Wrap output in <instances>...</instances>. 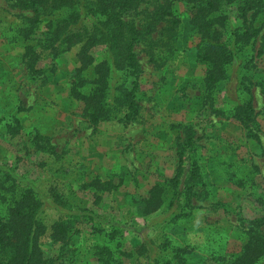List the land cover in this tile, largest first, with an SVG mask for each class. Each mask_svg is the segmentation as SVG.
Listing matches in <instances>:
<instances>
[{"label": "rangeland", "instance_id": "obj_1", "mask_svg": "<svg viewBox=\"0 0 264 264\" xmlns=\"http://www.w3.org/2000/svg\"><path fill=\"white\" fill-rule=\"evenodd\" d=\"M187 1L171 0L180 20L171 54L163 51L153 61L155 51L143 44L135 49L141 69L138 121L124 125L117 115L93 126L70 96L78 49L39 62L42 74L29 72L23 56L32 43L19 30L32 13L0 0V166L17 187L32 188L43 202L40 217L48 232L41 245L56 264H229L246 241V222L264 217V0L250 13V23L261 29L257 44L237 56L233 69L235 77L254 84L249 129L233 119L235 99L227 98L223 84L212 98L203 91L205 67L196 59L199 37ZM235 7L228 6L231 24L240 27ZM141 8L151 10L152 4L143 0ZM91 53L97 61L105 58L101 47ZM15 120L22 130L11 137ZM185 128L195 133L206 200L174 220L161 214L169 210L167 190L161 213L147 216L143 201L152 187L174 177ZM37 135L48 139L55 155L35 147ZM96 179L116 190L96 194L87 187ZM5 216L0 205V218ZM57 223L71 230L66 244L50 238Z\"/></svg>", "mask_w": 264, "mask_h": 264}, {"label": "trees", "instance_id": "obj_2", "mask_svg": "<svg viewBox=\"0 0 264 264\" xmlns=\"http://www.w3.org/2000/svg\"><path fill=\"white\" fill-rule=\"evenodd\" d=\"M7 1L19 11L32 13L19 30L20 36L32 43L25 46L23 56L29 72L42 74L37 69L39 62L51 57L55 60L60 53L77 48L78 67L71 76L70 96L81 103L84 119L93 126L111 121L117 115L124 125L138 121L141 69L135 49L140 44L146 45L151 53H156L150 54L153 61H157V55L163 51L173 52L180 20L172 9L171 0H148L151 10L141 8L143 0ZM187 2L193 11L190 25L199 37L196 59L205 67L203 91L207 99L212 98L223 84L227 98L235 99L233 119L249 129L255 118L254 84L246 77H235L233 69L237 56L257 44L261 29L250 23V13L262 3L260 0ZM230 5L236 6L237 18L242 22L240 27L231 24ZM46 20L45 31L36 38ZM262 39L259 55L264 54V37ZM97 47L105 52V58L100 61L91 53ZM261 82L264 94V80ZM21 130L17 120L8 128L11 137L18 136ZM41 141L45 142L44 146ZM33 143L39 150L47 149L55 155L47 138L37 135ZM176 149L178 164L174 177L167 184L152 187L149 197L143 201L147 216L161 213L167 190L171 192L169 210L161 214L174 220L190 216L196 209L194 203L206 200L207 190L192 129H183ZM87 187L101 195L116 190L112 183L99 179ZM0 205L6 207V216L0 218V264H56L54 259L45 256L41 245V239L48 232L40 217L43 202L32 188L17 187L2 166ZM246 223V241L229 264H264V217ZM51 231L53 242L66 244L71 230L57 223Z\"/></svg>", "mask_w": 264, "mask_h": 264}]
</instances>
